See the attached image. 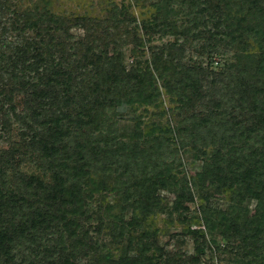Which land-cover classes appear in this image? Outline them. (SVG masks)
I'll return each instance as SVG.
<instances>
[{
    "label": "trees",
    "instance_id": "obj_1",
    "mask_svg": "<svg viewBox=\"0 0 264 264\" xmlns=\"http://www.w3.org/2000/svg\"><path fill=\"white\" fill-rule=\"evenodd\" d=\"M152 5L138 23L112 3L98 17L17 11L0 0V141L7 144L0 148V264H197L205 231L182 213L193 188L212 251L264 264V0ZM154 36L168 39L141 62L136 53ZM195 43L206 53L204 69L180 62ZM129 44L134 59L126 67ZM232 47L247 54L226 61ZM220 73L223 83L203 101L204 75ZM160 88L177 120L143 128L132 112L131 141H121L106 111L147 106ZM186 148L200 160L192 180L173 172ZM208 186L229 194L226 210L207 211ZM106 191L116 203L93 211L92 195ZM160 191L173 194L171 211L191 238L184 258L158 244L152 218L164 209ZM245 199L253 212L238 218ZM92 221V231L107 228L114 244L126 239L116 258L98 251Z\"/></svg>",
    "mask_w": 264,
    "mask_h": 264
},
{
    "label": "rangeland",
    "instance_id": "obj_2",
    "mask_svg": "<svg viewBox=\"0 0 264 264\" xmlns=\"http://www.w3.org/2000/svg\"><path fill=\"white\" fill-rule=\"evenodd\" d=\"M155 0H5L6 5L9 9H15L17 11L31 9L34 7H45L51 11L61 14V15H87V16H98L102 17L106 14V10L109 8L110 3L117 6H124L126 12L135 19V22H140L148 20L154 11L153 2ZM175 18V17H172ZM179 22V19H177ZM72 33L77 37L82 34L78 29H73ZM139 35L140 32H139ZM143 36V35H141ZM168 37L161 39H156L155 36L149 42H145L140 48L141 54L136 53L137 59L141 62L148 58V48H152L155 51H158V47L166 44ZM195 45V46H194ZM192 47H185L182 51L180 57V62L184 65H198L201 68H205L207 65V56L205 52H202L199 47V43H195ZM132 45L129 44L125 49L123 56V62L126 67H129L133 64V53L131 51ZM247 51L236 50L235 47L230 48L229 50H224L222 57H225L226 61H233V52L238 53L239 55L247 54ZM219 57L213 55V61H217ZM214 65V64H213ZM221 71V70H220ZM211 74V73H210ZM207 74L204 75L203 79V101L208 99L212 93L216 94V91L219 89L223 83V75L225 73H220L219 75ZM223 74V75H221ZM160 81L158 84L160 85ZM161 94L155 100V102L148 104L147 106H138L135 111L132 110V107L126 105H119L115 108H110L106 111V124L107 126L113 127L117 130V136L121 141H131L130 133L132 131V121L129 119L134 115L139 114L140 120L143 122L141 127L153 123L164 124L166 120L174 123L177 120V115L171 110L174 103L166 94L162 88H160ZM196 109L199 112L204 110V106L199 104ZM243 115H239L242 117ZM7 144L3 141H0V148H6ZM187 150H181L180 160L181 165L174 167L173 172L177 173L178 176L185 175L188 180L194 179L195 172L200 167V160L193 158V152L189 148ZM189 149V150H188ZM180 171V172H178ZM112 181V178L107 179V185ZM193 200L184 201L182 205L187 206V210L182 212L186 217V222L190 224L191 228H199L202 231H205L204 240V250L203 254L200 257L197 264H246L243 262H237L232 260L230 254H224L222 252L212 251V242L208 232H206V227H204L202 220H200V211L199 205L204 204L201 198L200 192L196 189H192ZM206 193L209 194L207 201V211L210 213L215 211H224L227 209L229 203V194L226 192H219L214 189V187L208 186ZM160 195L163 197L162 206L164 209L156 213L153 216V225L158 229L157 241L158 244L163 247V252L165 255H174L180 254L182 258L186 255L193 252L192 241L188 235H184L182 231L184 230L185 224H180L177 221V214L171 211L170 204L173 199V194L166 191H160ZM91 199V207L94 211L96 206L100 203H116V195L114 192L106 191L102 194L94 193ZM164 204V205H163ZM254 202L252 200L245 199L241 206H239L238 218L243 216H250L253 212ZM125 216H129V212H125ZM96 221L90 223V235L97 241V244L101 247L98 248V251L101 250V253L107 254L110 258H116L122 249L126 246V239L121 240L119 244H114L108 235L107 228H102L100 232L94 233L92 228L95 227ZM214 235V234H213ZM217 243L220 244L222 241L219 237H215ZM134 247V245H132Z\"/></svg>",
    "mask_w": 264,
    "mask_h": 264
}]
</instances>
